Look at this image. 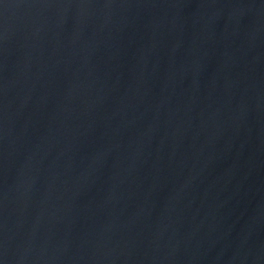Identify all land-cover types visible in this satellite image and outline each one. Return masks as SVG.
<instances>
[{
  "label": "water",
  "instance_id": "1",
  "mask_svg": "<svg viewBox=\"0 0 264 264\" xmlns=\"http://www.w3.org/2000/svg\"><path fill=\"white\" fill-rule=\"evenodd\" d=\"M0 264H264V0H0Z\"/></svg>",
  "mask_w": 264,
  "mask_h": 264
}]
</instances>
